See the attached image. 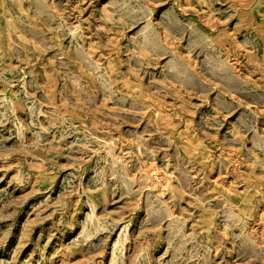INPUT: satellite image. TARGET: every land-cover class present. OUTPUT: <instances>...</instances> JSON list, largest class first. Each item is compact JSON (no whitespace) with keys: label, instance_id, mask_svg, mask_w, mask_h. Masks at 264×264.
I'll return each instance as SVG.
<instances>
[{"label":"rangeland","instance_id":"1","mask_svg":"<svg viewBox=\"0 0 264 264\" xmlns=\"http://www.w3.org/2000/svg\"><path fill=\"white\" fill-rule=\"evenodd\" d=\"M0 264H264V0H0Z\"/></svg>","mask_w":264,"mask_h":264}]
</instances>
